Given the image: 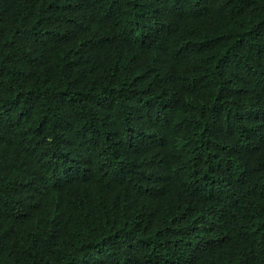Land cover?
<instances>
[{
  "label": "trees",
  "instance_id": "trees-1",
  "mask_svg": "<svg viewBox=\"0 0 264 264\" xmlns=\"http://www.w3.org/2000/svg\"><path fill=\"white\" fill-rule=\"evenodd\" d=\"M0 264H264V0H0Z\"/></svg>",
  "mask_w": 264,
  "mask_h": 264
}]
</instances>
